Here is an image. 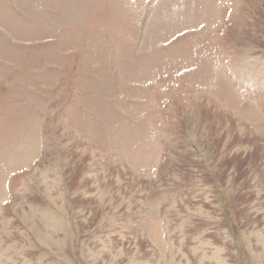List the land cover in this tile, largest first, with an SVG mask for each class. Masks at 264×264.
Listing matches in <instances>:
<instances>
[{
  "label": "rangeland",
  "instance_id": "rangeland-1",
  "mask_svg": "<svg viewBox=\"0 0 264 264\" xmlns=\"http://www.w3.org/2000/svg\"><path fill=\"white\" fill-rule=\"evenodd\" d=\"M263 71L264 0H0V264H264Z\"/></svg>",
  "mask_w": 264,
  "mask_h": 264
},
{
  "label": "crops",
  "instance_id": "crops-1",
  "mask_svg": "<svg viewBox=\"0 0 264 264\" xmlns=\"http://www.w3.org/2000/svg\"><path fill=\"white\" fill-rule=\"evenodd\" d=\"M264 72V71H263ZM255 73H254V79L257 80V78H255ZM249 87L246 88L249 91H255L256 90V84L257 82H253V83H249ZM236 89V88H235ZM244 90V89H243ZM237 91V95L242 96V98H237V100L239 101V110L238 113L240 114H245L246 116H249V124L251 126H253V128H255L256 132H264V98L262 99H258V98H249L250 95L249 94H245L243 91H241L242 93H240V89H236ZM248 96V98H247ZM239 114V115H240ZM160 210V207H159ZM160 233L162 236V239L165 240V242H167V230H166V226L164 221L162 220L161 222V226H160ZM224 259H220L221 263H224Z\"/></svg>",
  "mask_w": 264,
  "mask_h": 264
}]
</instances>
